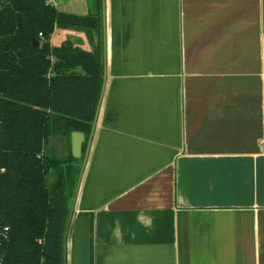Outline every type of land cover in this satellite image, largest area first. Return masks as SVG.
<instances>
[{"label": "crops", "instance_id": "crops-1", "mask_svg": "<svg viewBox=\"0 0 264 264\" xmlns=\"http://www.w3.org/2000/svg\"><path fill=\"white\" fill-rule=\"evenodd\" d=\"M99 14L89 135L55 136L75 191L65 264H264V0H52Z\"/></svg>", "mask_w": 264, "mask_h": 264}, {"label": "trees", "instance_id": "trees-1", "mask_svg": "<svg viewBox=\"0 0 264 264\" xmlns=\"http://www.w3.org/2000/svg\"><path fill=\"white\" fill-rule=\"evenodd\" d=\"M101 26L99 14L62 13L52 0H0L1 264H65L68 190L75 184L70 159L59 157L51 140L90 134L101 51L50 40L57 27Z\"/></svg>", "mask_w": 264, "mask_h": 264}, {"label": "rangeland", "instance_id": "rangeland-1", "mask_svg": "<svg viewBox=\"0 0 264 264\" xmlns=\"http://www.w3.org/2000/svg\"><path fill=\"white\" fill-rule=\"evenodd\" d=\"M75 187H76V185L71 186V187L69 188V190H68V194H69V195H71L72 191H73V193H74V191H75ZM73 193H72V194H73Z\"/></svg>", "mask_w": 264, "mask_h": 264}, {"label": "water", "instance_id": "water-1", "mask_svg": "<svg viewBox=\"0 0 264 264\" xmlns=\"http://www.w3.org/2000/svg\"><path fill=\"white\" fill-rule=\"evenodd\" d=\"M36 45H39V43L36 42ZM75 134L82 137V134L81 133H75Z\"/></svg>", "mask_w": 264, "mask_h": 264}, {"label": "built area", "instance_id": "built-area-1", "mask_svg": "<svg viewBox=\"0 0 264 264\" xmlns=\"http://www.w3.org/2000/svg\"><path fill=\"white\" fill-rule=\"evenodd\" d=\"M41 36H42V34H41ZM7 230H8V228L5 229V231H7ZM0 264H1V259H0Z\"/></svg>", "mask_w": 264, "mask_h": 264}]
</instances>
